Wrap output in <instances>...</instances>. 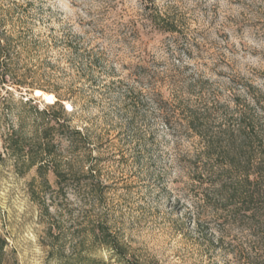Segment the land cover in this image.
<instances>
[{"label": "rangeland", "instance_id": "rangeland-1", "mask_svg": "<svg viewBox=\"0 0 264 264\" xmlns=\"http://www.w3.org/2000/svg\"><path fill=\"white\" fill-rule=\"evenodd\" d=\"M0 24L15 84L2 93L0 133L23 115L34 144L42 118L32 107L60 97L68 124L91 136L85 166L95 169L87 190L75 180L64 196L0 139L4 264H121L85 238L98 216L145 264H237L239 241L262 230L205 200L213 190L196 156L215 141L218 164L260 187L264 216V0H0ZM73 155L52 157L75 167Z\"/></svg>", "mask_w": 264, "mask_h": 264}, {"label": "trees", "instance_id": "trees-1", "mask_svg": "<svg viewBox=\"0 0 264 264\" xmlns=\"http://www.w3.org/2000/svg\"><path fill=\"white\" fill-rule=\"evenodd\" d=\"M11 49L12 44L9 36H7L6 31L1 30L0 24V105L7 102V99H3L2 93L11 94L8 87H11L9 84H13L10 80L12 75ZM57 98L58 101L54 105L46 107L45 110H40L37 104L32 107L42 118L40 127L35 130L36 140L34 144L26 145L24 141L22 130L25 119L23 115L18 117L20 128L18 130L8 128L5 132L0 133V139L4 144L5 151L14 155L16 163L26 156L29 159L30 168L37 166L38 177L44 186L51 188L48 177L52 174L58 190L67 196L70 189L74 188L68 184L69 182L77 180L80 187L78 186L76 191L81 193L83 188L88 189V187H83L81 182H86L89 180L88 178L95 177L94 167L85 166V160L92 157L94 149L93 141L87 129L73 128L68 124L63 100L60 97ZM34 102L30 99L23 105H31ZM201 118L199 114L193 112L187 117V128L196 130V124L201 121ZM204 144V149L196 156V160L198 162L206 161L203 169L198 171V175L202 181L210 180V188L213 190V194H207L205 200L217 205H225L224 211L229 213L228 216L233 222L246 220L251 228L262 230L261 234L251 236L252 239L250 240L239 241L234 251L237 264H264V216L260 213L262 210V205L260 206L261 189L255 183L256 181L251 179L250 174H240L234 180L235 174L231 169L233 165L226 167L224 164L223 166L218 164L221 155L217 153L216 142L205 140ZM59 147L61 152L74 154L73 157L76 159L77 166L74 167L69 159L66 160L64 166H61V163H55L56 161L53 160L54 157L52 156L59 151ZM212 162L217 163V165L214 166ZM208 164H211V167ZM19 174L25 175V173ZM91 192L101 199L104 195L102 189L95 187L92 188ZM230 207L232 209L229 210ZM227 223L229 224V221ZM54 228L53 225L48 227V235H53ZM219 232L222 233L223 231ZM85 238L110 251L112 256L117 258L121 264H145L130 253L126 243L112 231L108 221L104 218L96 217ZM225 238L224 235H221L220 242H223ZM7 247V239L0 236V264L5 263Z\"/></svg>", "mask_w": 264, "mask_h": 264}, {"label": "bare ground", "instance_id": "bare-ground-1", "mask_svg": "<svg viewBox=\"0 0 264 264\" xmlns=\"http://www.w3.org/2000/svg\"><path fill=\"white\" fill-rule=\"evenodd\" d=\"M37 95L40 96L42 95L41 92H37ZM44 99L47 101V102H53L55 100V97L51 94H44Z\"/></svg>", "mask_w": 264, "mask_h": 264}, {"label": "water", "instance_id": "water-1", "mask_svg": "<svg viewBox=\"0 0 264 264\" xmlns=\"http://www.w3.org/2000/svg\"><path fill=\"white\" fill-rule=\"evenodd\" d=\"M39 97H42V95H41V96H39Z\"/></svg>", "mask_w": 264, "mask_h": 264}]
</instances>
